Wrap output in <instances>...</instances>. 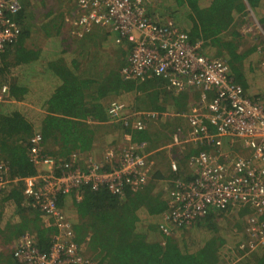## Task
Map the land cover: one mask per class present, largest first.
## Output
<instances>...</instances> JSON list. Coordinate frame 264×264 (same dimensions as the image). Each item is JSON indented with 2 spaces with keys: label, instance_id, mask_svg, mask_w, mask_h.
I'll use <instances>...</instances> for the list:
<instances>
[{
  "label": "built area",
  "instance_id": "2783aa9c",
  "mask_svg": "<svg viewBox=\"0 0 264 264\" xmlns=\"http://www.w3.org/2000/svg\"><path fill=\"white\" fill-rule=\"evenodd\" d=\"M70 1L75 10L68 21L70 34L82 35L96 24L113 36L115 44L128 47L125 64L120 69L122 79L159 77L175 94L199 92L195 104L178 112L127 110L120 101H113L107 107L109 122L135 131L145 130L150 123L168 116L184 118L191 133L186 139L174 134L171 145L191 142L214 147L189 157L193 179H175L169 184L170 211L159 222L160 232L169 236L174 230L189 228L210 208L248 207L252 212L245 222V241L239 245L238 257L264 249L262 102L247 95L233 80L223 58L206 56L201 42L191 43L188 34L178 29L170 18L150 14L148 0ZM21 7V0H0V53L14 44L20 34L15 16ZM245 30L259 33L262 43L257 51L264 67L263 29L254 22V26ZM8 100L9 86L0 83V107ZM123 137L124 146L120 150L109 147L102 159L86 157L78 151L67 159H56L43 151L40 133L29 138L27 157L36 173L22 179L23 205L37 210L43 226L52 228V233L47 251L36 247L33 233L25 232L16 239L12 256L18 264H93L81 252L83 245L75 241L74 221L58 207L57 198L76 190V198L80 199L83 187L103 188L122 196L126 188L145 184L151 172V162L145 153L147 143L133 141L129 132ZM236 144L238 147L234 149ZM176 167L171 162V169ZM8 175L6 162L0 160V192L18 179H10Z\"/></svg>",
  "mask_w": 264,
  "mask_h": 264
},
{
  "label": "trees",
  "instance_id": "16d2710c",
  "mask_svg": "<svg viewBox=\"0 0 264 264\" xmlns=\"http://www.w3.org/2000/svg\"><path fill=\"white\" fill-rule=\"evenodd\" d=\"M148 1L150 14L164 17L163 13H165L167 15L165 17L169 16L178 29L188 34L191 43L201 42L206 56L223 58L229 65L233 80L245 93L250 92L248 94L261 101L264 106V72L251 70V58H255L257 53L256 45L243 49L245 41L241 32L244 26L253 25L251 13L264 31V7H262L264 0H167V4L160 3V0ZM152 4L156 7L151 6ZM21 5V10L15 16L21 27L20 34L14 44L0 53L3 65L0 66V81L8 76L4 74L8 72L7 66H17L22 76L12 77L9 82V98L24 102L33 98L31 89L25 83L37 84L36 81L40 78L45 82V73L39 72L45 67L40 63L39 49H34L33 52L31 49L28 51L23 49L24 53L21 57L11 56L12 49L18 48L22 39L29 34L23 28L28 3L26 0H21ZM72 7H74L73 3ZM61 15L58 12L56 17L61 18ZM62 21L59 24L56 22L58 24L56 28L52 26L54 30L52 35L63 36L60 32L64 27ZM71 29L70 23H66L67 35L61 39L68 37L73 39L69 35ZM92 30L94 33L97 32L96 28ZM108 34L106 32L107 36ZM77 46L76 44V48ZM68 49L67 45L63 47V51ZM127 53L128 47L120 68L108 71L107 74L111 77L108 82L102 81V77L96 80L84 76L80 73L85 72L80 67L82 63L75 59L70 63L63 58L48 61L46 67L57 76L60 84L46 99L45 87H41L44 94L37 100L39 115H33L36 114L33 111H37L34 108L20 107L19 110L15 102L0 107V160L6 162L10 179L18 178L6 190L0 192V225H2L0 264H18L12 256V244L25 232L35 234V245L40 251H47L50 245L52 228L43 226L37 210L23 205L25 197L22 193V179L36 173V168L27 157L28 140L34 133L41 134V145L45 154L56 159H67L72 152L84 153L91 147L94 134L85 119L97 121L107 119L104 98L110 94L133 92L137 100L143 104L135 109L145 108L155 111H184L189 108L191 101L193 104L198 101V90L175 94L168 90L167 82L159 77L123 80L120 69L125 64ZM8 54L13 62H10ZM37 65L41 70L38 71ZM21 69L24 71L22 72ZM119 126L125 133H131L133 141H145L149 147L169 144L172 142L173 134L181 132L179 124H174V118L166 122L150 123L141 131ZM237 147L238 144L234 149ZM187 148L188 150L181 153L183 155L179 158H186L188 164L187 159L190 156L214 147L205 143H192ZM155 168L151 167V178L149 177L145 184L126 188L122 196L112 194L103 188L92 190L83 187L80 190V199L76 198V190L57 198L58 207L63 210L70 209L76 215L73 230L75 241L79 244L83 243L81 252L89 256L93 264L227 263L225 257L219 253L224 239L218 234L216 224V218L225 210L210 208L195 223L198 226L202 225L211 233L204 242L202 240L201 243H194L190 241L191 237L179 242L174 235L166 236L160 232L159 222L163 215L170 211V206L168 192L165 197L166 194L157 189L152 182L153 178H161L164 175L159 168L156 170ZM169 174L167 177L171 181L175 179L190 181L195 177L189 165L188 168L187 165L184 167L177 165L176 170L171 169ZM7 203L13 205L14 217L4 216V207ZM249 211L251 210L248 207H241L239 214L243 216ZM244 238L242 231L234 245L236 251L245 241ZM232 263L264 264V249L252 251L250 257H247L243 263L241 260Z\"/></svg>",
  "mask_w": 264,
  "mask_h": 264
},
{
  "label": "rangeland",
  "instance_id": "374dc122",
  "mask_svg": "<svg viewBox=\"0 0 264 264\" xmlns=\"http://www.w3.org/2000/svg\"><path fill=\"white\" fill-rule=\"evenodd\" d=\"M26 1L28 5L25 9L23 28L27 30L29 34L27 37L22 39L18 48L12 49L11 56L15 55L17 57H21L24 53L22 51L23 49L27 51L31 49L32 52L34 49L35 50L39 49V56H40V59H42L41 52H43V47H44L43 39H45L46 34L49 33L52 35V33L54 32L52 26L56 28L57 27L56 25H58L60 21L63 20L62 22H64L63 24L64 27L60 29V32L63 34V36L58 37V39L63 38L66 34L65 33L66 23H69L68 21H70L71 17L74 15L75 10H74V7H72V2L70 0H26ZM160 3L167 4L168 2L167 0H160ZM151 6L156 7L154 4H152ZM58 12L62 14L61 18L56 17V14H58ZM163 16L165 17L167 15L163 13ZM250 16L252 20L254 21L256 20L255 16L252 13L250 14ZM56 22L58 24H56ZM253 26H254V23H253ZM92 28H96L100 32L101 36L103 35L102 39H100L101 36L98 38L99 33L95 34ZM243 31L245 32V34L243 35L245 44L243 45L242 48L244 49L246 47H251L253 45H256V52H257V46H259L262 43V40L257 30H254L251 33H247L245 30V26H244ZM70 36L76 37L78 39H84V41L86 42L85 44L86 47H84V50H83L86 54H85L84 60L81 61V63L87 64L89 66V69H88L89 76L88 77L95 78L96 80L97 79L100 80V78L102 77L101 78L102 81L108 82L111 78L110 75L107 74L109 73L108 71L116 70L118 68L117 67L118 64L119 65L122 64L123 57L127 51V47H121L115 44L114 39L109 34L107 37L105 29L101 27L100 25H96V24L91 25L90 30L82 35L70 34ZM74 40L75 41H72L71 38L69 37L61 39V41L63 42H61L62 44H59V45L62 46V48L65 47V45L67 46L70 45L71 47L73 46L76 48V44H77L78 46L76 49L80 50V47H82L81 43L79 44L80 41L77 43L76 39ZM102 45H105L106 47L103 50L99 51V48ZM117 46L119 47L115 49ZM257 53L254 56L255 58H251V62H252L251 70L253 71L258 70V71L264 72V69L260 66L261 56L259 53L258 54ZM11 56L8 54V58H10V62H13V60H11L12 58ZM40 63L44 64L42 60H40ZM0 66H3L1 58H0ZM7 70L8 72L7 71L4 72V74L8 75L7 77H5L6 81L3 80L4 79L3 78L2 81H0V83H5L8 85L12 77L16 78L18 76H22L17 66L9 65L7 66ZM23 71L24 70H22V72ZM30 71H33V70H30ZM39 72L42 73L43 70ZM40 80H42V78L37 79L36 81L37 84L33 82L29 83L31 87L35 88L34 90L31 89V92L33 95L32 99L28 101H24V104L20 103V101L15 100V104L17 105V107H19V110H20V107H24V106L28 108L32 107L34 108V110L35 109L37 110V111H33L36 113L33 115L40 114L39 112L40 108L37 107V103H38L37 100L40 98L42 94H44V91L41 90L40 84H42V82H40ZM104 85H107V84L104 83ZM125 93H129V94L124 96V94L122 93L118 96L106 97L105 99L108 100L107 105H109V103L113 101H120L126 104L127 108L129 107V109H132L133 108L132 105L135 101V95L133 92H125ZM246 93L248 94L250 92H246ZM192 103L193 101L189 103V107ZM8 104L4 103L1 107L7 106ZM138 104L143 105L140 100L138 101ZM135 110H146V109L139 108ZM157 121H160V120H157ZM157 121H155L154 123H156ZM175 123L179 124L180 129H181V134H179V136H181L182 139H185L184 135H182V130L183 131L191 130L187 120L184 118L175 116L174 124ZM189 144H192V143L185 142L183 144L181 143L172 144V147L168 146V145H171V143H169L168 145L165 144V145H155L151 147L149 146L146 147V150H145V153H147L146 159L148 162H151L150 167H156L155 170L159 168L165 172L163 177L153 178V181H152L153 183H155V186L157 189L161 190L163 193L166 194L165 197L167 196V193H166L167 188L169 184H171V180H169L167 177V175H170L169 173L171 171L170 169L171 162H175L176 166L178 165L179 167L180 165H182L183 167L187 165V168H188L186 158H183V157L179 158V157L180 155H183L181 153H184L186 150H188L187 146ZM103 148H102L103 153L100 152L99 154L101 153L104 154V151H106L108 147L107 148L103 147ZM13 211H14V207L12 204H9V203L5 204V207H4L5 217L6 216L14 217ZM65 212L69 216H71V218L74 221V216H76L74 211L72 212L70 209H68V210H65ZM250 214H251V211L241 216L239 214V208H233V209L229 208L228 210H225L224 212H222V214L216 218V224L218 226V234L221 236L222 239H224V243L222 247L220 248L219 253L221 256L225 257L227 261V263L225 264H233L232 263L233 261L240 262V260H241V263H243L245 260H247V257H250L251 253L244 257H238L239 254H237V251L235 250V247H234L235 242L239 240L242 234V231H244L246 219ZM0 227H2V225H0ZM172 235H174L179 240V242L182 241L184 238L186 239V237H191L190 241H193L194 243H197V242L201 243L202 240L204 242L206 239H208L211 233L208 230H206L202 225L198 226L194 224L189 228H182V229L174 230ZM15 241L12 244V248H13ZM80 244L83 245V243H80ZM1 248L2 247L0 244V250Z\"/></svg>",
  "mask_w": 264,
  "mask_h": 264
},
{
  "label": "crops",
  "instance_id": "0c3cea01",
  "mask_svg": "<svg viewBox=\"0 0 264 264\" xmlns=\"http://www.w3.org/2000/svg\"><path fill=\"white\" fill-rule=\"evenodd\" d=\"M92 29H95V28H92ZM243 29H242L241 32L244 35L245 32L243 31ZM96 31L97 32H95V34L99 33L98 34V38H99L101 36V34H100V32L98 30H96ZM105 32H106V30H105ZM65 35H67V34H65ZM58 37H60V36L55 37L54 35H51V34L48 33V34H46L45 39H43L44 47H43V52H41L42 53V55H41L42 59H40V60H42V61L45 60V63L43 64V67H45V69L43 68V74L45 73V82L43 80H40V82H42V84H40V85H41V87H45V99L48 97V95L51 93V91H53V89L60 84V81L57 78V76L49 68L46 67L47 62L48 61L57 60L59 58H63L67 63H70V61L72 59H75L76 61L81 62V61L84 60V57H85V54H86L83 51L84 47H86L85 46L86 42L84 40H81V39H78L76 37H73V39H76L77 42L79 40H81L79 42V44L81 43V45H82V47H80V50L76 49L73 46L71 47L69 45L70 46L69 49L67 51H63L62 46L59 45V44H62L61 42H63V41H61V38L58 39ZM102 37H103V35L100 37V39H102ZM111 37L113 38V36H111ZM73 39H71V40H73ZM105 47H106L105 45L100 46L99 51L103 50ZM119 66L120 65L118 64L117 67L120 68ZM80 67H81V69L83 71H85V72H80V73H82L84 76H89V74H88L89 66L87 64H80ZM118 68H117V70H118ZM37 69H38V71H39V69L41 70L39 65H37ZM92 79H95V78H92ZM25 84L30 89H32V90L35 89L34 87H31L29 85V83H25ZM252 90H254V89H252ZM263 93H264V88H263ZM123 94L125 96V95H127L129 93H125L124 92ZM109 96H118V95H111L110 94ZM106 97H108V96H106ZM105 98H104V101H105V106H106V109H107L108 100L105 99ZM112 98H114V97H112ZM138 101L139 100H137V98L135 97V101H134V103L132 105L133 108L130 109V110H135V108L137 106H141L140 104H138ZM13 102H15V100L14 99L13 100L10 99L6 103L7 104L8 103L11 104ZM20 103L24 104V102H22V101H20ZM24 108H26V107L24 106ZM29 108H32V107H29ZM125 108L127 110H129V107L127 108L126 104H125ZM173 118L174 117H172V116L171 117L168 116L164 120H160V122H166L167 120H171ZM85 122L88 125H90L91 129L93 130V134H94V136H93L94 140H93V143H92L91 147L89 148L88 151L84 152V155L86 157H91L93 159H102V157H103V154H102L103 152L102 151L104 149L103 147H106V148L108 147L109 148V147L115 145L114 147L117 150H120V148H122L124 146L125 140H124L123 135H124L125 131H123V129L120 128L119 124H117V123L114 124L112 122H109L108 118L103 120V121H97V120H94V119L87 118V119H85ZM183 132L184 133H182V135H184V138L186 139V138H188L189 134L191 133V130L190 131H183ZM180 134H181V132H180ZM168 146L172 147V145H168ZM100 152H102L101 153L102 156H101V154H99ZM160 171L164 172L162 169H160ZM75 221H76V216H74V222Z\"/></svg>",
  "mask_w": 264,
  "mask_h": 264
},
{
  "label": "clouds",
  "instance_id": "9594fccd",
  "mask_svg": "<svg viewBox=\"0 0 264 264\" xmlns=\"http://www.w3.org/2000/svg\"><path fill=\"white\" fill-rule=\"evenodd\" d=\"M254 22H257L256 20L254 21ZM261 66V65H260ZM262 67V66H261ZM262 68H264V67H262ZM173 234V233H172ZM14 246V245H13ZM13 251V250H12Z\"/></svg>",
  "mask_w": 264,
  "mask_h": 264
}]
</instances>
